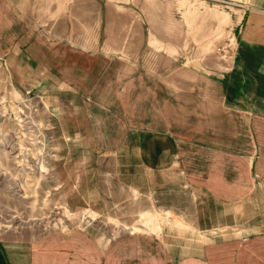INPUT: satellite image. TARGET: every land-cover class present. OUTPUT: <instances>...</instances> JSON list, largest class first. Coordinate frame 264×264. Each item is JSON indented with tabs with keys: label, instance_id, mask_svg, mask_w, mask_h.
<instances>
[{
	"label": "rangeland",
	"instance_id": "374dc122",
	"mask_svg": "<svg viewBox=\"0 0 264 264\" xmlns=\"http://www.w3.org/2000/svg\"><path fill=\"white\" fill-rule=\"evenodd\" d=\"M10 1L16 10L0 28L1 252L21 258L30 241L74 228L107 239L122 231L223 237L264 226V171L256 162L264 169V155L250 170L260 191L229 205V220L209 229L197 221L204 194L186 170L193 159H184L189 137L217 138L228 148L237 131H264L262 120L250 128L244 120L234 124L218 82L230 70L241 16L255 0ZM67 65L80 96L67 83ZM118 91L123 100H114ZM165 94L173 99L170 129L186 145L172 166L147 162L141 179L125 164L132 151L121 157L93 145L82 111L93 99L120 102L136 112L128 126L135 117L143 130L166 131ZM85 95L90 105L78 101ZM203 97L210 105L206 126L199 125Z\"/></svg>",
	"mask_w": 264,
	"mask_h": 264
},
{
	"label": "crops",
	"instance_id": "0c3cea01",
	"mask_svg": "<svg viewBox=\"0 0 264 264\" xmlns=\"http://www.w3.org/2000/svg\"><path fill=\"white\" fill-rule=\"evenodd\" d=\"M14 8L10 0H0V28L8 27L11 19L8 12L16 10ZM240 21L230 70L218 82L222 104L230 116L237 117L234 124L244 120L250 128L255 119L264 121V0L249 4ZM3 33L5 35V31ZM85 49L83 47L79 52L84 54ZM68 53L69 49L63 52L65 55ZM66 67L69 73L71 68ZM66 80L77 87L80 96L76 74L69 73ZM152 91L157 107V90L154 88ZM124 95L118 91L114 100H123ZM88 99L92 100L85 95L78 101L90 105ZM164 99L168 123L166 131L159 128L143 130L142 119H137V125L135 117L128 126L127 117L135 116L136 112L127 113L128 108L120 102L105 104L100 101L105 100L103 98H100V102L93 99L96 104L82 111L86 131L97 149L121 157L132 151L135 156L127 159L129 162L125 164L131 169L136 166L141 179L147 178V162H153V166L160 169L172 166L182 156V144L190 145V149L184 152V159L186 163L193 161L191 165H186V170L190 171L191 180L194 181L192 187L203 192L205 199L202 205L198 204L204 210L202 219L197 221L211 223L208 229L221 225L229 220V205L243 204L246 199L251 201L253 191H260L250 170L256 155H264V142L261 141L264 131H237L236 139H231L237 144H231L228 148L220 145L217 138L210 140L207 136L205 140L201 136L202 140L197 142L191 141V137L186 143L184 139L177 141L169 125V119L174 117L168 114V106L173 104L171 94H165ZM206 102L207 99L199 98V103H203L199 125H208L206 119L210 115L207 113L210 105L207 106ZM182 106L183 111L188 110V106ZM146 136H151L152 141L145 140ZM243 140L248 144L240 142ZM256 162L258 170L263 172L258 158ZM238 232L227 233L223 237L196 232L189 237L170 231H122L103 239L86 228H74L48 234L44 241H30L21 258H18L19 255L9 258L7 252L0 251V264H9V260L11 264H264V226L254 229L244 227Z\"/></svg>",
	"mask_w": 264,
	"mask_h": 264
}]
</instances>
